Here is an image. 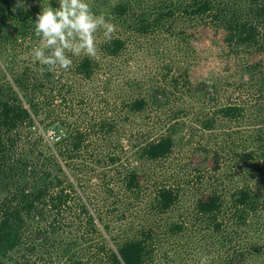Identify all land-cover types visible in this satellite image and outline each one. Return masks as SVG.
Here are the masks:
<instances>
[{
  "label": "rangeland",
  "instance_id": "1",
  "mask_svg": "<svg viewBox=\"0 0 264 264\" xmlns=\"http://www.w3.org/2000/svg\"><path fill=\"white\" fill-rule=\"evenodd\" d=\"M116 1L86 0L97 15ZM49 6L57 0H36L26 7L28 26L0 33V86L41 73L31 55L44 43L34 21ZM179 32L138 37L119 23L113 38L124 46L112 56L100 30L98 59L69 54L70 69L47 73L26 99L18 94L33 101L35 113L12 131L7 166L31 190H47L24 221L10 264H108L106 253L133 238H145L146 264H200L205 256L208 264L234 257L264 264V54L190 47ZM84 59L89 76L77 73ZM235 104L238 111H227ZM163 138L172 142L169 155H141ZM129 174H137L138 187H126ZM240 188L250 190L256 209L236 220L229 204ZM163 189L175 196L167 210L156 206ZM14 190L0 185V202L15 204ZM60 190L66 203L55 211L49 199ZM206 192L222 203L213 220L196 212ZM216 220L219 231L211 228Z\"/></svg>",
  "mask_w": 264,
  "mask_h": 264
},
{
  "label": "trees",
  "instance_id": "2",
  "mask_svg": "<svg viewBox=\"0 0 264 264\" xmlns=\"http://www.w3.org/2000/svg\"><path fill=\"white\" fill-rule=\"evenodd\" d=\"M35 1L0 0V33L15 32V29L28 26L27 15L30 13H27L26 7ZM100 3L102 2L99 1L97 7H101ZM103 15L115 26L120 23L122 27L129 28V33L138 37L164 31L172 32L177 27L182 41L190 47H231L237 50L238 57L242 56V53H250L247 55L254 57L264 54V0H118ZM123 46L124 40L112 37L110 42L105 43L104 51L108 55H118ZM41 73L35 74L33 78L27 74L13 76L6 88L0 86V185L8 190L10 186H15L16 193L15 204L4 198L0 202V264H10L7 259L17 248L25 226L24 221L31 216L35 202L47 190L44 186H36L35 190H31L29 180L25 176L18 178L12 174V166H7L8 156H5L8 154L7 148L13 143L12 131L31 120L32 114L35 113L33 101L24 102L18 94L21 93L26 99L35 84L47 82L46 74L49 72L44 71V75ZM77 73L89 76L90 60L81 61L77 66ZM142 105L143 102L140 101L134 109L139 110ZM238 109L235 104L229 106L227 111L235 112ZM73 147L77 149L76 141L73 142ZM171 150V140L163 138L148 143L141 155L156 161L169 155ZM208 166L212 169L217 167L213 161L209 162ZM125 181L128 189H134L138 187L140 179L137 174H129ZM15 182L19 183L15 185ZM64 193L60 190L49 199L53 210H60L66 203L67 195ZM174 199L171 190L163 189L158 192L156 206L160 210H167ZM221 205L220 197L215 192H206L199 196L196 212L213 220V217L216 219ZM229 206L237 220L242 214L255 211L256 199L252 197L250 190L240 188L230 196ZM91 222L90 220L89 225ZM220 227L217 220L211 225L215 231H219ZM173 229L177 230L179 227ZM44 236L41 235L40 240H45ZM144 240L145 238H133L122 243L116 252L110 250L106 253L108 264H146L152 253L146 251L148 245H145ZM240 263L241 259L234 257L225 264Z\"/></svg>",
  "mask_w": 264,
  "mask_h": 264
},
{
  "label": "clouds",
  "instance_id": "3",
  "mask_svg": "<svg viewBox=\"0 0 264 264\" xmlns=\"http://www.w3.org/2000/svg\"><path fill=\"white\" fill-rule=\"evenodd\" d=\"M57 3L56 8L42 9L34 21L35 36L44 43L34 47L31 55L41 65L42 73L57 67L70 69L69 54L98 59L96 33L102 30L104 39L110 42L116 31L115 24L103 14H95L86 0H57ZM200 264H208V258L203 257Z\"/></svg>",
  "mask_w": 264,
  "mask_h": 264
}]
</instances>
